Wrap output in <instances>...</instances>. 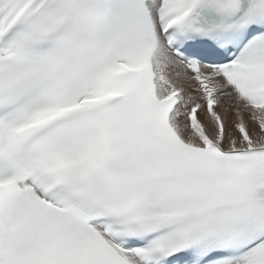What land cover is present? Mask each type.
<instances>
[{
  "label": "snow or ice",
  "instance_id": "obj_1",
  "mask_svg": "<svg viewBox=\"0 0 264 264\" xmlns=\"http://www.w3.org/2000/svg\"><path fill=\"white\" fill-rule=\"evenodd\" d=\"M0 264H264V0H0Z\"/></svg>",
  "mask_w": 264,
  "mask_h": 264
}]
</instances>
